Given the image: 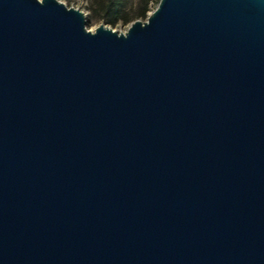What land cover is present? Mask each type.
Listing matches in <instances>:
<instances>
[{
    "label": "water",
    "instance_id": "obj_1",
    "mask_svg": "<svg viewBox=\"0 0 264 264\" xmlns=\"http://www.w3.org/2000/svg\"><path fill=\"white\" fill-rule=\"evenodd\" d=\"M86 23L0 0V264H264V0Z\"/></svg>",
    "mask_w": 264,
    "mask_h": 264
},
{
    "label": "trees",
    "instance_id": "obj_2",
    "mask_svg": "<svg viewBox=\"0 0 264 264\" xmlns=\"http://www.w3.org/2000/svg\"><path fill=\"white\" fill-rule=\"evenodd\" d=\"M159 0H89L88 9L94 20L114 27L145 20Z\"/></svg>",
    "mask_w": 264,
    "mask_h": 264
},
{
    "label": "rangeland",
    "instance_id": "obj_3",
    "mask_svg": "<svg viewBox=\"0 0 264 264\" xmlns=\"http://www.w3.org/2000/svg\"><path fill=\"white\" fill-rule=\"evenodd\" d=\"M58 1L65 4L67 7H72L74 9L80 10L85 15V18L87 21L86 27L88 30L93 31L99 24H101V22L96 21L92 18L91 12L88 9L89 0H58ZM129 25H123V24L119 23L114 27H110V26H108V27H110L111 29H113L116 32L124 33V32H126Z\"/></svg>",
    "mask_w": 264,
    "mask_h": 264
}]
</instances>
